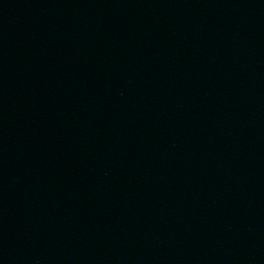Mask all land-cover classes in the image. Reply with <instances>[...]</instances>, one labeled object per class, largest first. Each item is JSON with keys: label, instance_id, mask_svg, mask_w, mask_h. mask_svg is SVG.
<instances>
[{"label": "water", "instance_id": "obj_1", "mask_svg": "<svg viewBox=\"0 0 264 264\" xmlns=\"http://www.w3.org/2000/svg\"><path fill=\"white\" fill-rule=\"evenodd\" d=\"M0 264H264V0H0Z\"/></svg>", "mask_w": 264, "mask_h": 264}]
</instances>
